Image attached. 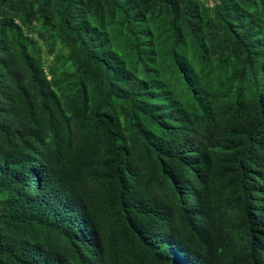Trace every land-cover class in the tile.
Wrapping results in <instances>:
<instances>
[{
	"label": "trees",
	"instance_id": "16d2710c",
	"mask_svg": "<svg viewBox=\"0 0 264 264\" xmlns=\"http://www.w3.org/2000/svg\"><path fill=\"white\" fill-rule=\"evenodd\" d=\"M0 264H264V0H0Z\"/></svg>",
	"mask_w": 264,
	"mask_h": 264
},
{
	"label": "rangeland",
	"instance_id": "374dc122",
	"mask_svg": "<svg viewBox=\"0 0 264 264\" xmlns=\"http://www.w3.org/2000/svg\"><path fill=\"white\" fill-rule=\"evenodd\" d=\"M52 28H49V32H44L42 37L38 36V41L41 45L42 53V64L45 70L52 65L55 56L59 53L65 54L67 49L65 43L61 40V37L52 35ZM38 34V32H37ZM35 36V34H34ZM37 36V35H36ZM115 48H119L116 44Z\"/></svg>",
	"mask_w": 264,
	"mask_h": 264
},
{
	"label": "built area",
	"instance_id": "2783aa9c",
	"mask_svg": "<svg viewBox=\"0 0 264 264\" xmlns=\"http://www.w3.org/2000/svg\"><path fill=\"white\" fill-rule=\"evenodd\" d=\"M15 22H16V23H19V21H18V20H15Z\"/></svg>",
	"mask_w": 264,
	"mask_h": 264
}]
</instances>
